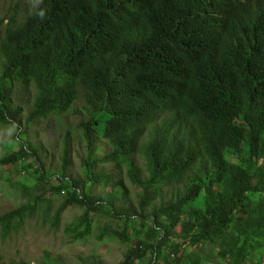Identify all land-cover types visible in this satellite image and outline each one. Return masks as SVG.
Listing matches in <instances>:
<instances>
[{
  "label": "trees",
  "instance_id": "trees-1",
  "mask_svg": "<svg viewBox=\"0 0 264 264\" xmlns=\"http://www.w3.org/2000/svg\"><path fill=\"white\" fill-rule=\"evenodd\" d=\"M30 13L11 18L0 32V126L19 121L16 87L37 88L30 127L68 111L82 85L91 117L80 128L89 149L92 133L112 134V152L82 160L81 181L58 175L62 184L53 190H67L58 214L77 204L127 216L139 241L119 264H135L147 251L150 264H205L208 249L216 250L218 264L260 255L264 0H41ZM33 152L22 145L0 167ZM105 163L118 164L120 183L127 176L140 190L139 215H119L87 194L88 183H110V174L95 170ZM29 168L44 184L43 168ZM25 210L0 217L4 235ZM82 223L72 228L77 236L89 229Z\"/></svg>",
  "mask_w": 264,
  "mask_h": 264
},
{
  "label": "rangeland",
  "instance_id": "rangeland-1",
  "mask_svg": "<svg viewBox=\"0 0 264 264\" xmlns=\"http://www.w3.org/2000/svg\"><path fill=\"white\" fill-rule=\"evenodd\" d=\"M39 1L0 0V32L11 18H25ZM35 98L34 86L31 89L22 87L15 93L16 103L25 107L20 116L21 121H25L32 110ZM89 117L82 90L81 98L68 112L48 115L23 133L24 135L13 127H0V159L8 158L21 150L20 141L7 148L3 145L14 135H22L40 158L44 172L48 177L51 176L47 184L37 185L35 174L24 171L28 170V163L35 162L34 156L27 164L13 163L0 168V217L22 208L27 211L24 220L9 227L5 235V231L0 228L1 261H25L28 264H119L127 251L138 243L139 239L134 238L132 230L127 228V216L111 218L102 213L103 210L90 212L77 204L70 205L64 214L58 215L67 198V192L57 193L51 190V185L54 188L60 185L56 175L60 174L64 155L69 153V161L64 170L66 175L81 181L83 159L100 158L112 151V134L107 129L102 134H91L95 146L89 149V141L83 137L79 125ZM95 170L110 174V183H88L85 187L87 194L116 208L119 215L123 212L139 215L140 190L127 176L122 180L124 185L120 183L118 164H99ZM76 183L80 185V182ZM121 186L127 191V196L122 194ZM179 188L180 186L176 187ZM150 211L151 209L148 210ZM81 220L82 225H89V229L82 228V236H77L72 228ZM180 229L177 226L175 232L179 233ZM114 233L125 234V239L120 240ZM173 240L181 239L175 237ZM215 253L216 250L208 249L205 264H218L219 259ZM152 257V253L147 251L146 256L135 264H150ZM246 264H264V251Z\"/></svg>",
  "mask_w": 264,
  "mask_h": 264
},
{
  "label": "clouds",
  "instance_id": "clouds-1",
  "mask_svg": "<svg viewBox=\"0 0 264 264\" xmlns=\"http://www.w3.org/2000/svg\"><path fill=\"white\" fill-rule=\"evenodd\" d=\"M41 1V0H40ZM40 1H39V3H40ZM38 3V4H39ZM30 16H32V14L29 12L28 13ZM46 16H47V10L46 9H41V11L39 12V14H38V18L39 19H41V20H44L45 18H46ZM35 87V91H36V93H37V88H36V86L34 85V84H32V85H30V86H18V87H16L15 88V91H14V94H13V105H14V107L17 109V112H16V114H18L19 115V121L18 122H16V121H13V120H9L8 122H11L12 124H9V125H1L0 127H2V126H7V127H13L18 133L19 132H21L22 134L23 133H25V132H28V130L32 127V126H34L35 124H33L32 126H30V127H27L26 126V121H27V118H28V116H29V114H28V116H27V118L25 119V121H21L20 120V116H22V114H23V111L25 110V107L24 106H20V105H18L17 103H16V100L14 99V95H15V93L17 92V91H19L22 87H27V88H29V89H31V87ZM80 90L82 91H84V101H85V103H86V99H85V88L82 86V85H80ZM81 98V93H80V97H79V99ZM36 99V98H35ZM79 99H77L76 100V102L73 104V106L77 103V101H79ZM72 106V107H73ZM71 107V108H72ZM86 107H87V109H88V111H89V113H90V115H91V112H90V109H89V107L87 106V104H86ZM70 108V109H71ZM69 109V110H70ZM68 110V111H69ZM68 111H66V112H68ZM66 112H64V113H66ZM64 113H56V114H50V115H60V114H64ZM91 117V116H90ZM90 117L88 118V119H86V120H84V121H82V123L83 122H86V121H88L89 119H90ZM46 118V117H45ZM44 119V118H43ZM41 121V120H40ZM80 125V124H79ZM97 132V131H96ZM100 134H102V133H100ZM24 135V134H23ZM84 137V136H83ZM23 140V141H22ZM17 141H20V145H24V146H28L29 148H31L30 146H29V144H28V140L27 139H25V138H23V136L22 135H20V136H18V135H14L9 141H7V143L6 144H4L3 145V147L4 148H7V147H9V146H14V145H16V143H17ZM111 144V143H110ZM112 146V145H111ZM22 149V148H21ZM32 149V148H31ZM33 150V149H32ZM21 151V150H20ZM19 151V152H20ZM18 152V153H19ZM112 152V151H111ZM110 153V152H109ZM108 153V154H109ZM107 155V154H106ZM32 156H34L35 157V162L32 164L31 162L30 163H28V161L32 158V157H30L29 159H27L26 161H24V162H22V163H24V164H27V169L28 170H24V171H26L28 174H29V171H30V168L29 167H31V166H34V165H36V166H41L42 168H43V166L40 164V162H38V155H36V152L34 151L33 152V155ZM4 159H6V158H4ZM0 160H2V159H0ZM39 161H40V158H39ZM68 161H69V153H68V159H67V161L65 162L64 161V163L62 164V169H61V171H60V173L62 174V171H64L65 170V168H63V166H65V163H66V166H67V164H68ZM13 163H20V162H11L10 164H13ZM6 165H9V164H6ZM6 165H4V166H6ZM3 166H1L0 168H2ZM26 167V166H25ZM44 170V169H43ZM31 172H33L34 173V169L32 168V171ZM35 174V173H34ZM45 175H46V177H47V180L45 181V183L43 184V185H45V184H47L48 182H49V179L51 178V176H47V174H46V172H45ZM58 175H60V174H57L56 176L58 177V180H59V182H60V185H59V187L58 188H54L55 186H53V185H51V190H53V189H59L60 187H61V178L58 176ZM66 175V174H65ZM36 176V175H35ZM67 176V175H66ZM67 177H70V176H67ZM71 178V177H70ZM72 180H73V178H71ZM36 180H37V176H36ZM35 180V181H36ZM73 182H74V180H73ZM36 183H38V180L36 181ZM73 187L75 188L76 186H75V184H73ZM53 191H55V190H53ZM57 193H59V192H67V190H60V191H56ZM58 213H59V211H58ZM63 214H64V212H63ZM7 215V214H6ZM26 215H27V212H26ZM26 215H25V217H26ZM59 215V214H58ZM61 215V214H60ZM59 215V216H60ZM24 217V218H25Z\"/></svg>",
  "mask_w": 264,
  "mask_h": 264
}]
</instances>
